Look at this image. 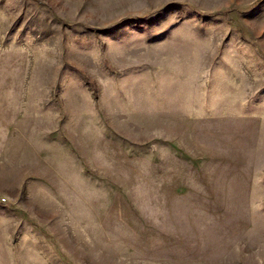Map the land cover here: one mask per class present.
Returning <instances> with one entry per match:
<instances>
[{
  "label": "rangeland",
  "instance_id": "1",
  "mask_svg": "<svg viewBox=\"0 0 264 264\" xmlns=\"http://www.w3.org/2000/svg\"><path fill=\"white\" fill-rule=\"evenodd\" d=\"M0 264H264V0H0Z\"/></svg>",
  "mask_w": 264,
  "mask_h": 264
},
{
  "label": "crops",
  "instance_id": "2",
  "mask_svg": "<svg viewBox=\"0 0 264 264\" xmlns=\"http://www.w3.org/2000/svg\"><path fill=\"white\" fill-rule=\"evenodd\" d=\"M160 1H161V0H160ZM164 1H168V2H169V1H173V0H164ZM174 1H176V0H174Z\"/></svg>",
  "mask_w": 264,
  "mask_h": 264
}]
</instances>
